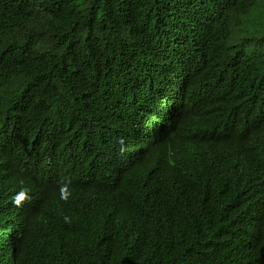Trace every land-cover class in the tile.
I'll return each instance as SVG.
<instances>
[{
	"label": "trees",
	"instance_id": "trees-1",
	"mask_svg": "<svg viewBox=\"0 0 264 264\" xmlns=\"http://www.w3.org/2000/svg\"><path fill=\"white\" fill-rule=\"evenodd\" d=\"M13 101L31 110L0 132V200L68 159L31 135L48 112L70 129L49 145L121 176L25 209L10 264H264V0H0Z\"/></svg>",
	"mask_w": 264,
	"mask_h": 264
},
{
	"label": "clouds",
	"instance_id": "clouds-1",
	"mask_svg": "<svg viewBox=\"0 0 264 264\" xmlns=\"http://www.w3.org/2000/svg\"><path fill=\"white\" fill-rule=\"evenodd\" d=\"M30 110L31 106H23L13 101L9 108L0 114V126L5 127L0 132L15 134L16 124ZM65 118L66 115L62 111L48 112L41 125L31 134L33 136H42L45 158L49 159V156H53L60 148H65L69 152V157L66 161L53 164L55 169H53L52 180L47 186L42 191H39L26 180H22L17 186L6 182L12 193L10 198L0 200V264H10L12 261L9 239L17 236L23 229V222L28 220L25 209L33 208L40 204L45 196L51 192H57L60 195L54 208L65 209L69 199L84 193L70 191L67 183H74L77 187L94 180L97 185L106 186L114 183L121 176L109 174L108 169L110 165L108 161L100 166H92L85 169L84 152L75 145L64 144L63 139L68 138L66 135H60V139H57L55 143L49 145V135L51 133L61 134V129L66 130V133L69 132V128L60 127V124ZM12 127H14L13 131H11ZM79 135L80 137L83 136L82 133H79ZM104 150L108 156V148L104 146ZM35 154L36 151L33 150V155ZM57 171L59 175L54 176ZM54 208L47 216L46 223L51 227L54 224L61 226L62 224L60 222L63 221L64 214L55 213ZM33 215L31 214L29 219H32ZM196 231L199 232V229L196 228ZM244 241H248L251 244L256 243L248 234L245 235L242 242Z\"/></svg>",
	"mask_w": 264,
	"mask_h": 264
},
{
	"label": "bare ground",
	"instance_id": "bare-ground-1",
	"mask_svg": "<svg viewBox=\"0 0 264 264\" xmlns=\"http://www.w3.org/2000/svg\"><path fill=\"white\" fill-rule=\"evenodd\" d=\"M153 47V46H152ZM91 128H93V127H91ZM94 141V140H93ZM96 141V140H95ZM97 142V141H96ZM6 155V154H5ZM1 229V228H0Z\"/></svg>",
	"mask_w": 264,
	"mask_h": 264
}]
</instances>
